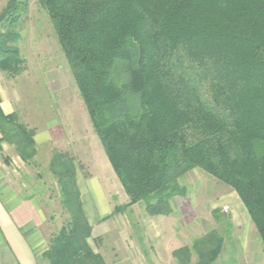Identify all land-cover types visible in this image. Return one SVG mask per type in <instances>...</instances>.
<instances>
[{
	"label": "trees",
	"instance_id": "1",
	"mask_svg": "<svg viewBox=\"0 0 264 264\" xmlns=\"http://www.w3.org/2000/svg\"><path fill=\"white\" fill-rule=\"evenodd\" d=\"M23 2L0 14V71L24 70L16 32ZM54 28L108 161L128 204L169 216L200 169L239 197L264 254V0H40ZM0 144L24 162L37 156L35 132L0 98ZM56 152V179L68 224L43 254L49 264H107L90 241L77 165ZM216 213V212H215ZM219 221V220H218ZM224 242L194 243L198 264H214ZM189 257V249L175 252Z\"/></svg>",
	"mask_w": 264,
	"mask_h": 264
},
{
	"label": "rangeland",
	"instance_id": "2",
	"mask_svg": "<svg viewBox=\"0 0 264 264\" xmlns=\"http://www.w3.org/2000/svg\"><path fill=\"white\" fill-rule=\"evenodd\" d=\"M18 2L24 4L16 25L24 70L14 78L0 71L3 97L17 109L20 122L35 135L33 127L37 129L40 125L46 129L50 124H65L69 130L66 136L56 134L61 144L57 141L43 147L36 144L37 156L29 163L21 159L14 146L0 144L2 188L20 198L36 200L45 218L42 244L37 248L39 261L49 264L43 254L69 221L49 165L54 153H67L60 148L67 146L65 139H75V135L79 138L81 133L88 140L82 143L86 154L80 158L71 152L67 154L79 168L80 187L86 204L90 205L88 214L99 219L94 223L90 243L107 264H198L194 243L213 232L224 242L214 264H264L257 230L238 195L200 169H194L180 181L185 192L173 200L169 216L151 217L141 203L106 220L117 206L128 204V198L112 167V180L102 169L99 155L111 165L40 0ZM182 249H189L190 256L184 254L179 260L174 254Z\"/></svg>",
	"mask_w": 264,
	"mask_h": 264
},
{
	"label": "crops",
	"instance_id": "3",
	"mask_svg": "<svg viewBox=\"0 0 264 264\" xmlns=\"http://www.w3.org/2000/svg\"><path fill=\"white\" fill-rule=\"evenodd\" d=\"M9 1L10 0H0V13ZM0 97L2 98L1 108L5 115L8 116L17 112V109L4 99L1 87ZM39 127L42 129L41 131H39L40 128L36 129L35 126L33 127V129L37 131L35 142L38 147H43L52 143L61 144L57 139V135L64 133L66 136V133L69 131L65 124H50L46 129H43L44 127L41 125ZM69 138L70 137L65 139L64 137L65 143L69 148L63 144L62 147L64 148L61 146L60 148L67 151V153H73L74 156L78 158H80V156L83 157L84 154H86V149L82 143H85L86 141L88 142L87 138L83 137V134L81 133L79 138L76 135L75 139L71 138V140ZM55 141H57V143H55ZM99 158L105 175L107 173L106 177L112 180L111 166H108V163L102 155H99ZM78 169V186L82 195L83 207L86 217L93 228L94 235V223L98 222L99 219L96 220L97 217L92 213L88 214V211H90V205L86 204L82 193ZM2 187L3 186L0 184V264H42L38 258L39 251L37 248L38 245L40 246L42 244L41 228L43 227L45 218L38 202L32 198H20L19 196H16L14 192L12 193L10 190H6L5 187ZM137 206L138 205L134 207ZM152 252L153 250L151 249V253Z\"/></svg>",
	"mask_w": 264,
	"mask_h": 264
}]
</instances>
